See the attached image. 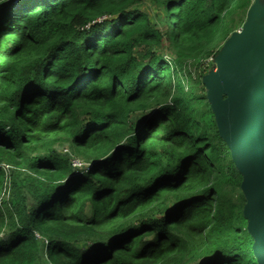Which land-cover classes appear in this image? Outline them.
Here are the masks:
<instances>
[{
    "label": "trees",
    "instance_id": "obj_1",
    "mask_svg": "<svg viewBox=\"0 0 264 264\" xmlns=\"http://www.w3.org/2000/svg\"><path fill=\"white\" fill-rule=\"evenodd\" d=\"M142 1L0 3V264H257L191 69L252 0Z\"/></svg>",
    "mask_w": 264,
    "mask_h": 264
},
{
    "label": "water",
    "instance_id": "obj_2",
    "mask_svg": "<svg viewBox=\"0 0 264 264\" xmlns=\"http://www.w3.org/2000/svg\"><path fill=\"white\" fill-rule=\"evenodd\" d=\"M219 137L242 177V215L257 264H264V0H252L201 77Z\"/></svg>",
    "mask_w": 264,
    "mask_h": 264
},
{
    "label": "rangeland",
    "instance_id": "obj_3",
    "mask_svg": "<svg viewBox=\"0 0 264 264\" xmlns=\"http://www.w3.org/2000/svg\"><path fill=\"white\" fill-rule=\"evenodd\" d=\"M138 9L145 12L148 15V18L152 24H155L162 33L165 32V21H164V10L161 8L160 5H157L152 2V0H143L138 6ZM240 29V27L238 28ZM236 29V30H238ZM215 48L212 49V53L218 50V48L222 45L221 41H217L214 43ZM155 52L162 54L165 59H169L170 57H173L172 52L169 48V42L166 38V36L163 37V41L161 44L157 47H155ZM203 61L200 63V67L194 68V66L191 67L192 72L196 75H200L201 77L207 73L208 70L213 68V55L208 56L207 58H203ZM138 114H134L131 119H138ZM59 150H63L65 154H70L68 146L64 145L62 148H58ZM75 158V159H73ZM78 161V158L76 156H72V162L75 164V162Z\"/></svg>",
    "mask_w": 264,
    "mask_h": 264
},
{
    "label": "built area",
    "instance_id": "obj_4",
    "mask_svg": "<svg viewBox=\"0 0 264 264\" xmlns=\"http://www.w3.org/2000/svg\"><path fill=\"white\" fill-rule=\"evenodd\" d=\"M72 165L80 167L82 165V163L78 160L77 162H75V164H73V162H72Z\"/></svg>",
    "mask_w": 264,
    "mask_h": 264
},
{
    "label": "clouds",
    "instance_id": "obj_5",
    "mask_svg": "<svg viewBox=\"0 0 264 264\" xmlns=\"http://www.w3.org/2000/svg\"><path fill=\"white\" fill-rule=\"evenodd\" d=\"M81 162V161H80ZM82 163V162H81ZM84 166V163H82V165L80 167H83Z\"/></svg>",
    "mask_w": 264,
    "mask_h": 264
},
{
    "label": "snow or ice",
    "instance_id": "obj_6",
    "mask_svg": "<svg viewBox=\"0 0 264 264\" xmlns=\"http://www.w3.org/2000/svg\"><path fill=\"white\" fill-rule=\"evenodd\" d=\"M3 2V0H0V3H2Z\"/></svg>",
    "mask_w": 264,
    "mask_h": 264
}]
</instances>
